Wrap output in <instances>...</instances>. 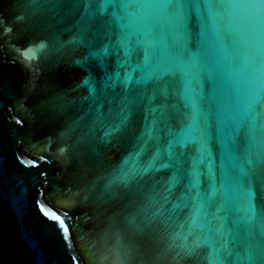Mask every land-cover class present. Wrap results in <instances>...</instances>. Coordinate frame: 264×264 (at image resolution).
I'll return each mask as SVG.
<instances>
[{
    "label": "water",
    "instance_id": "water-1",
    "mask_svg": "<svg viewBox=\"0 0 264 264\" xmlns=\"http://www.w3.org/2000/svg\"><path fill=\"white\" fill-rule=\"evenodd\" d=\"M154 7L131 5L129 19L151 22L139 13ZM36 8L30 0H0V264H133L118 257L115 245L118 236L128 234L125 217H135L143 229L138 264H212L208 245L200 244L196 255L187 256L181 248L185 242L177 237L187 235L188 211L173 205L180 203L183 182L195 171L198 155L195 146L176 145L182 128L174 130L185 106L169 69L163 61L153 64L137 82L140 74L131 72L129 64L141 62L142 53L126 52L127 46L118 44L110 17L98 12L84 17L83 6L75 4L50 5L43 12ZM187 23L195 40V15ZM40 40L48 47L34 54L30 46ZM233 53L235 89L252 105L249 115L256 125L251 183L259 202L264 196V45L238 40ZM126 72L131 74L127 87L122 83ZM86 77L92 93L78 87ZM221 121L214 114L204 136L217 183L234 174L245 155L243 143L235 152L226 144ZM68 124L77 125L76 132L61 138ZM135 153H140L141 171L110 198L105 181ZM172 176L181 182L169 188ZM38 201L65 219L71 237L67 244L39 213ZM214 208L208 209L209 219ZM216 226L215 221L208 225ZM233 227L230 219L225 228ZM194 239L188 236L187 245ZM229 239L237 241L227 245L233 254L221 251L215 264H234V254L249 245L261 259L264 237L259 232L246 238L241 225L238 236ZM223 243L213 234V247Z\"/></svg>",
    "mask_w": 264,
    "mask_h": 264
},
{
    "label": "snow or ice",
    "instance_id": "snow-or-ice-1",
    "mask_svg": "<svg viewBox=\"0 0 264 264\" xmlns=\"http://www.w3.org/2000/svg\"><path fill=\"white\" fill-rule=\"evenodd\" d=\"M30 2L41 12L48 10L50 5L56 7L75 4L83 6L84 17H91L97 12L110 17L111 26H114L118 33V44L126 45V52L131 48L142 53L141 62L129 64L131 72L140 74L137 82L149 66L163 61L169 69L168 74L178 83L185 113L184 118L178 122L179 126L174 130L181 132L182 128L176 145L181 149L195 146L198 155V159L194 161L195 171L183 182L180 203L173 205L174 209L182 208L188 211L187 235L177 233V237L185 242L181 245L184 255L194 256L199 245L206 244L211 249L208 258L215 264L221 251L233 254V250L227 245L229 243L236 245L237 241L229 237L238 236L241 225L246 238H250L254 232H259L261 237H264V196L257 202L251 183L253 170L251 147L256 139V125L249 115L252 105L235 89L238 73L233 53V46L238 40H246L253 47L264 45V0H30ZM134 4L156 6L147 12L139 13L151 17V22L142 23L129 19L133 15L130 6ZM192 15H195L199 22V32L195 40L188 30L187 23ZM7 30L11 31L10 28ZM30 47L35 54L47 49L48 44L40 40ZM24 60L27 61L25 66H28L29 59L25 57ZM80 63V60L74 61L76 65ZM130 80L131 74L126 72L122 82L125 87ZM78 87H87L90 93L94 91L87 77L82 79ZM230 93L233 103H229ZM58 108L61 110L62 105ZM214 114L222 117V131L229 148L235 152L243 143L245 153L244 163L236 166L234 174H229L227 179L220 183H217L212 163L206 160L207 147L204 142L205 130ZM15 123L20 125L22 121L16 119ZM76 129L77 125L68 124L60 132V137H68L74 134ZM172 148L173 142L170 141L167 146L169 155ZM60 151L63 152V149ZM139 155L140 153H135L123 160L111 178L105 181V194L110 198L115 197L116 188L127 184L141 171L138 166ZM31 166L38 167L37 164ZM40 176L43 178L44 174L41 173ZM180 182L172 176L169 188L180 185ZM38 195H42L39 190ZM213 204L215 208L209 219L208 209ZM37 208L43 217L57 227L67 244L71 237L65 219L58 212L47 210L39 201ZM230 219L234 227L227 231L225 225ZM212 221L217 224L215 228L208 227ZM124 223L128 234L118 236L116 239L117 255L124 262L132 261L133 264H138L143 259L142 250L138 246V239L143 232L142 226L135 217H125ZM194 229L201 230L203 236L197 235ZM213 234L224 241L219 249L213 247ZM188 236L195 237L192 246L186 243ZM234 256V264H264V248L261 249L259 260L256 259L251 245L244 247L242 253L236 252Z\"/></svg>",
    "mask_w": 264,
    "mask_h": 264
}]
</instances>
